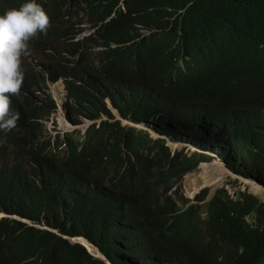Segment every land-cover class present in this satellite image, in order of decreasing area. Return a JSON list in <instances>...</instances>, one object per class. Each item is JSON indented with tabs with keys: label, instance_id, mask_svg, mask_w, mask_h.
I'll return each mask as SVG.
<instances>
[{
	"label": "trees",
	"instance_id": "trees-1",
	"mask_svg": "<svg viewBox=\"0 0 264 264\" xmlns=\"http://www.w3.org/2000/svg\"><path fill=\"white\" fill-rule=\"evenodd\" d=\"M86 2L88 10L103 20L115 12L118 4V0ZM45 7L54 20L59 17L52 4ZM127 9L129 16H136L130 19L117 11L114 19L102 27L100 39L105 48L96 52L97 60L91 59L90 64L78 69L68 68L70 73L87 72L93 80L107 76L113 90L132 101V120L146 121L163 133L186 128L168 101L139 85L135 63L143 72L169 67L196 32L214 24L222 25L224 34L216 41L213 63L202 78L187 85L186 97L201 99L209 110L218 111L243 105L244 89L255 88L259 103L264 105V0H127ZM173 16L183 21L182 40L172 25ZM232 21L252 36L246 39L236 34L238 51L248 57H238L229 70L224 50L228 46L226 27ZM141 28L156 32L139 39ZM47 41L48 33L34 39L31 52L44 51ZM49 57L52 65L65 67L55 56ZM49 111L50 102H25L18 128L0 132V211L42 223L62 235L84 236L113 264H264V202L259 198L238 190L233 199L225 189H219L209 202L200 205L208 195L206 189L197 195V204L181 207L168 195L174 182L167 178L165 183V175H161L160 190L146 208L119 210L114 191L104 187L103 174L99 173L103 164L98 160L106 153L105 144L83 151L76 162L43 155L50 142L40 141L42 128L37 120ZM262 122L264 112L251 120H241L237 130L228 134L227 144L249 142L260 133ZM152 149L167 165L183 162L172 161L160 141ZM247 154L244 149L237 150L241 158ZM22 156L42 168L43 189L18 186L19 165L8 172L9 164ZM234 169L264 185V134L253 140L250 160ZM179 193H173L178 201ZM0 264L105 263L51 230L3 218Z\"/></svg>",
	"mask_w": 264,
	"mask_h": 264
},
{
	"label": "clouds",
	"instance_id": "clouds-1",
	"mask_svg": "<svg viewBox=\"0 0 264 264\" xmlns=\"http://www.w3.org/2000/svg\"><path fill=\"white\" fill-rule=\"evenodd\" d=\"M49 3L57 8L59 17L56 20L45 7ZM116 6L115 12L103 20L88 10L86 0H44V3L40 0H0V132L7 133L18 128L25 102L31 101L36 105H47L50 102L49 113L37 120L42 128L40 141L50 142L43 155L54 160L66 158L70 162H76L83 151L96 144H105L106 153L98 160L103 164L99 173L103 174L104 187L114 191L119 210L146 208L160 190L161 175H165V183L168 184L167 178L174 182L168 195L179 206L197 204V195L189 204L190 201L183 197L180 187L185 178L197 170L200 172L203 165L214 166L217 161L229 172H226L221 184L220 178L216 177L212 178L213 186H203L207 187L204 189L201 185L197 187L200 193L206 189L209 191L206 199L199 202L200 205L209 202L219 189H225L233 199L237 197L238 190L249 192L239 187L232 194L227 188L229 184L226 183L230 177L241 179L249 185L254 183L264 189V185L256 179L248 178L234 169L250 160L252 142L264 134V122L260 125V133L249 142L240 145H228L226 142L228 134L237 130L241 120H251L264 112V105L258 100V91L255 88H246L243 105L224 107L218 111L209 110L201 99L186 97L187 85L202 78L210 69L216 41L224 34L222 25H208L196 32L190 44L183 46V53L169 67L143 72L135 63V78L139 85L168 101L177 117L185 121L186 128L180 132L163 133L146 121L132 120V101L116 93L107 76L93 80L88 77L87 72L70 73L68 66L78 69L90 64L91 59L97 60L96 52L105 48L101 44V29L114 19L117 11L130 19L136 16H129L127 0H118ZM185 11L186 9L181 10L179 14ZM171 21L182 40L185 35L182 19L173 16ZM155 32L156 30L141 28L139 39L149 37ZM47 33L45 50L31 52V42L41 36L46 37ZM226 33L228 46L224 50L225 59L231 70L238 57H248L238 51L236 34L246 39L252 35L234 21L226 27ZM50 55L55 56L65 67L52 65ZM79 76H84L85 79ZM59 81L64 89L61 99L50 93V85ZM58 109L60 121L63 118L70 125L68 130H74L62 139L57 135L56 139L48 135L45 126ZM59 127L64 129L61 124ZM79 129H82V134ZM132 131L146 134L134 136ZM159 141L167 149V155L172 161L180 159L183 162L175 165L163 163L152 149V145ZM238 149L246 150L247 157H239ZM195 161V166L190 169ZM15 165H19L16 175L18 186L28 190L43 189V170L37 163L22 156L9 164L8 172ZM210 189L213 191L212 195H209ZM176 190L180 192L177 195L179 201L173 194ZM0 214V220L8 218L28 226L51 230L71 244L83 246L94 258L105 264H113L98 246L84 236L62 235L29 218L4 211H0ZM201 217L205 218L204 215ZM248 221L253 223L251 218ZM83 240L94 245L97 252Z\"/></svg>",
	"mask_w": 264,
	"mask_h": 264
},
{
	"label": "rangeland",
	"instance_id": "rangeland-1",
	"mask_svg": "<svg viewBox=\"0 0 264 264\" xmlns=\"http://www.w3.org/2000/svg\"><path fill=\"white\" fill-rule=\"evenodd\" d=\"M51 85H50V93L51 94L52 93L55 94L59 99H61L63 94H64L63 84L59 81V82L55 83L54 85H52V86ZM59 112H60V109L57 110V112L52 116V118H51V120L49 122L45 123V126H46V128H47V130L49 132L48 135H51L55 139L57 138V136H60V138L62 139V138H64L66 136V134H69L72 131H74V130H71V129L68 130L70 127L66 128V129H63V130L60 129V127H59V125H60V117L58 116ZM61 116L63 117L62 114H61ZM62 121H64V120H62ZM79 130H80V134H82L83 133L82 129H79ZM198 172H199V170H197L196 172L192 173L191 175H194V174H196ZM206 172H209V170L201 168L198 175L192 176V177H191V175H189L183 181L182 186L180 188H181V191L183 193V197L186 200L190 201L189 204H191L192 201H194L196 195H198V193H200L199 190L197 191V187L198 186H200V185L202 187L203 186H208V185H205V181L203 180V177L206 174ZM211 174L213 175V173H210V175ZM214 176H215V174H214ZM220 181H221V179H220ZM222 182L223 181H221V183ZM221 183H219V184H221ZM226 183L229 184V186H227V188L229 189V191L232 194L237 188L240 187V189H242V190H244V189L249 190V192H252L259 199L264 201V191H259L262 188L259 187L258 185L257 186L256 185H254V186L253 185H249L247 182H244L243 180L238 179L236 177H230L229 179H227ZM213 185H210V186H213ZM255 187H258V189H259L257 192H255L256 191ZM204 188H207V187H203V189ZM212 194H213V191L211 190L209 195H212ZM1 215L2 214H0V216Z\"/></svg>",
	"mask_w": 264,
	"mask_h": 264
},
{
	"label": "bare ground",
	"instance_id": "bare-ground-1",
	"mask_svg": "<svg viewBox=\"0 0 264 264\" xmlns=\"http://www.w3.org/2000/svg\"><path fill=\"white\" fill-rule=\"evenodd\" d=\"M62 120H64V119H61L60 124L64 127V129L70 127V125L65 120L64 121H62ZM201 168L209 170V172H206V174L203 177V180L205 181V185H208V186L214 184V181L212 180V178L218 177L221 179V181H224V179L226 177V172H229L228 170L226 171V168L224 167V165L220 161H217L216 165H214V166L203 165ZM210 173H213V175L212 174L210 175ZM214 174H215V176H214ZM221 181L219 183H221ZM251 185L254 186L256 184L252 183ZM255 189H256L255 192H257L259 190L258 187H255ZM259 191H264V189L262 188ZM83 242L86 245H88L89 247H93L95 249V251L97 252V249L95 248L94 245L92 246V244H90L84 240H83Z\"/></svg>",
	"mask_w": 264,
	"mask_h": 264
}]
</instances>
